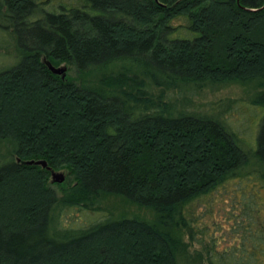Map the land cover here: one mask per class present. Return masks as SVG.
<instances>
[{
  "label": "trees",
  "instance_id": "obj_1",
  "mask_svg": "<svg viewBox=\"0 0 264 264\" xmlns=\"http://www.w3.org/2000/svg\"><path fill=\"white\" fill-rule=\"evenodd\" d=\"M49 2L0 0L17 57L0 70V140L14 143L0 160V264H264V0ZM224 82L258 90L251 152L218 106L167 100ZM107 196L154 219L95 218ZM72 209L87 222L64 226Z\"/></svg>",
  "mask_w": 264,
  "mask_h": 264
},
{
  "label": "rangeland",
  "instance_id": "obj_2",
  "mask_svg": "<svg viewBox=\"0 0 264 264\" xmlns=\"http://www.w3.org/2000/svg\"><path fill=\"white\" fill-rule=\"evenodd\" d=\"M44 1V0H38ZM57 0H50L45 6L50 10ZM3 12V8H1ZM179 24L185 25L183 20H176L173 25ZM0 70L12 66L16 60V47L8 31H0ZM178 34V33H177ZM56 68H65V74L70 73V69L65 64H61ZM73 72V71H72ZM258 90L254 84L243 82H224L218 84H207L206 86L196 89L193 86H187L178 88L175 91L167 93V100L175 105L178 109L186 111H209L214 112L216 107L218 113L221 114V119L225 121L234 130L242 141V148L246 152H251L256 145V136L259 130L261 112L256 107L251 105V101ZM14 143L11 140H0V160L10 159V152L13 151ZM252 161V160H251ZM54 171V170H53ZM61 172V171H54ZM61 173H65L62 171ZM51 182V177H50ZM233 185L229 184L225 190L217 192L215 200L217 202L215 211V217L221 219L223 211L226 206L221 200H228V194H231ZM227 193V194H225ZM58 194L60 192L58 191ZM226 197V198H225ZM100 212L95 214V218L102 219L106 216H112L113 218L125 215L131 217L133 215L140 219L151 221L154 219V214L145 208H139L137 206L127 203L120 197L107 196L100 200L99 203ZM202 207H197L196 213L199 214L203 211ZM204 209V208H203ZM217 209V210H216ZM87 212H81L78 209H72L71 211L63 214V225L66 227L76 228L78 224L87 222ZM225 215V214H224ZM222 220V219H221ZM203 223L209 225L210 217L207 215ZM72 225V226H71ZM76 225V226H75ZM71 229V228H70ZM193 249L200 248L199 245L193 243Z\"/></svg>",
  "mask_w": 264,
  "mask_h": 264
},
{
  "label": "water",
  "instance_id": "obj_3",
  "mask_svg": "<svg viewBox=\"0 0 264 264\" xmlns=\"http://www.w3.org/2000/svg\"><path fill=\"white\" fill-rule=\"evenodd\" d=\"M46 66L48 67V69L55 75H59L61 76L62 78L65 77V68H56V67H53L50 63L46 62ZM27 164L29 165H39L41 166L42 168H45L46 167V163L45 162H41V161H30V162H27ZM50 177H51V182L54 183V184H61L63 183L64 179H65V175L61 172H54V171H50Z\"/></svg>",
  "mask_w": 264,
  "mask_h": 264
}]
</instances>
